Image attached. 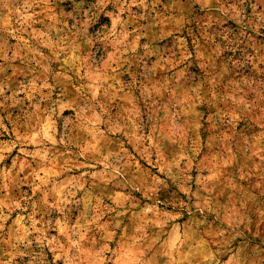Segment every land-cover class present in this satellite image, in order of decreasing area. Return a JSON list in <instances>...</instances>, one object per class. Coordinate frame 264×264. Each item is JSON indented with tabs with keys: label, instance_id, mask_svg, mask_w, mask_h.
<instances>
[{
	"label": "rangeland",
	"instance_id": "374dc122",
	"mask_svg": "<svg viewBox=\"0 0 264 264\" xmlns=\"http://www.w3.org/2000/svg\"><path fill=\"white\" fill-rule=\"evenodd\" d=\"M0 264H264V0H0Z\"/></svg>",
	"mask_w": 264,
	"mask_h": 264
}]
</instances>
